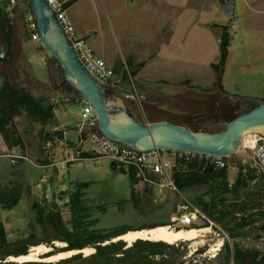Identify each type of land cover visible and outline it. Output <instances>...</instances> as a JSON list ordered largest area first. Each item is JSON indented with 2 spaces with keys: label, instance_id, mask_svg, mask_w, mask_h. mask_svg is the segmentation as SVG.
<instances>
[{
  "label": "rangeland",
  "instance_id": "rangeland-1",
  "mask_svg": "<svg viewBox=\"0 0 264 264\" xmlns=\"http://www.w3.org/2000/svg\"><path fill=\"white\" fill-rule=\"evenodd\" d=\"M92 1L99 9V14L93 16L92 13L84 19L86 23L95 25L94 31L99 33V39L94 47L112 67L117 60L126 62L130 55H138L140 60H146L167 42L162 48L161 56L147 66L143 76L148 79L133 77L132 81L125 83L121 75L115 76L119 80V87L126 84L131 93L132 101L126 103L139 105V109H143L142 113L145 112L148 118L158 117L151 114V103H148L157 94L170 98L166 101L160 100L159 105L165 108L177 106L190 116L197 114L194 106L182 101L178 95L186 93L189 98L192 96L198 100L208 95H203L197 89L191 90V86L201 90L216 87L217 78L212 64L218 62L220 57L219 41L223 26H228L231 34L222 79L227 94L217 91L215 95L220 98L229 95L264 100V0H235V16L232 18L225 16L220 0H161L162 3L152 0L147 5L141 0ZM41 47V41H26L22 62L30 66L34 73L48 80L46 59L50 54ZM184 78L190 80V86L179 85V81ZM157 79L170 83L157 84ZM147 94H150L149 99ZM70 109L68 120L73 124L77 121L79 109L73 105ZM17 121L18 130L25 140L29 154L37 152L39 155V127L24 117ZM188 123L190 127H197L196 132H208V124L204 122ZM258 133L260 132L254 131L246 134L245 140H251ZM93 149L92 143L87 140L84 150L88 152ZM6 151L7 147L0 136V188L7 184L15 186L22 197L12 210H3L0 207V221H4L10 228L18 227L23 235L37 233L40 236L43 231L36 224L32 204L41 198V191L35 187L36 183L42 176H49V173L29 161L18 167L13 166L7 158L1 156ZM29 157L31 158L30 155ZM31 161L38 163L34 157ZM230 161L252 165L253 152L241 145L239 151L230 157ZM57 167L52 168L54 171L51 170L50 177V184L55 185L56 188L52 189L56 192H60L62 187L65 190H74L82 182L90 184L84 190V201L90 208V219L96 221L94 229L157 224L172 216L177 200L174 194L158 190L154 198L136 207L132 199L133 186L129 174L119 168L113 170L109 161L96 163L86 160L81 164L67 165L62 172ZM237 175L238 171L235 169L229 170L230 181H234ZM205 191L206 188L201 187L184 193L193 198ZM62 210L64 220L68 221V208L62 206ZM202 224L199 225L198 222L197 226ZM201 235L204 236L200 238L197 246L203 248V252L207 254L213 245L215 234L210 230ZM185 243L188 248L193 246V242ZM57 246L64 245L57 243ZM84 254L86 255L85 252Z\"/></svg>",
  "mask_w": 264,
  "mask_h": 264
},
{
  "label": "trees",
  "instance_id": "trees-1",
  "mask_svg": "<svg viewBox=\"0 0 264 264\" xmlns=\"http://www.w3.org/2000/svg\"><path fill=\"white\" fill-rule=\"evenodd\" d=\"M74 1L72 0L69 4ZM12 7L8 0L0 2V55L3 53V57H0V68L7 62L6 58L11 53L14 40L15 8ZM27 7L30 9L29 4ZM23 25H26V35L32 36L35 30L26 20ZM230 40L229 27H222L220 57L218 62L212 64L217 78L216 87L211 90H201L191 86V89H197L203 95H215L217 91L227 94L222 79ZM54 61L62 73L61 66L57 60L54 59ZM133 67L129 59L126 62L117 60L113 70L115 75H121L123 82L129 83L137 75ZM0 78V135L9 148L23 149L24 139L18 130L17 119L24 117L31 122L45 126L55 118L57 104L46 98L36 97L26 88L17 86L6 73H0ZM182 85L190 86V82L185 81ZM171 115L172 118L169 121L173 123L191 121L189 120L190 114L172 113ZM190 128L197 131V127ZM53 135L61 138L63 133L49 134L44 141L52 139ZM83 156L86 158L89 154L85 152ZM226 160L240 169L234 182L229 181L228 169H219L205 162H199L190 164L188 171L175 174L178 188L183 192L196 187L206 188L205 193L189 198L204 215L221 225L223 229L227 230V223L232 222L233 219H240L236 220L239 227L252 225L256 222L255 219L264 221V175L257 173L250 165H246L248 169L244 173L241 170L242 163H234L230 161V158ZM119 170L124 171L120 168ZM129 176L131 178L130 174ZM89 187V183L82 182L78 183L74 190L60 192L53 190L54 195L51 200L36 199L32 204V209L35 213L36 224L43 231L40 236L37 233L23 235L18 227L10 228L4 221H0V264H176L177 258L188 251L189 248L185 241L169 244L163 241L138 239L128 246L123 240H115L129 231L138 230L133 226L94 229L96 221L90 219V208L84 201V190ZM21 197L20 190L15 186L7 184L1 187V209L12 210L19 204ZM152 197L151 192L139 197L132 191V199L136 207L150 201ZM62 206L69 210L70 219L68 221L64 220ZM170 224L169 219L154 224L150 228ZM209 226V223L205 221L202 226L193 225L186 229H202ZM262 230L264 232V225ZM57 243L64 246L59 247ZM40 245L52 249V252L41 255V258L55 255L58 252L77 251L79 253L54 262H15L10 259L28 255L33 247ZM86 248H92L94 252L85 255L82 251ZM196 253H203V248H199Z\"/></svg>",
  "mask_w": 264,
  "mask_h": 264
},
{
  "label": "crops",
  "instance_id": "crops-1",
  "mask_svg": "<svg viewBox=\"0 0 264 264\" xmlns=\"http://www.w3.org/2000/svg\"><path fill=\"white\" fill-rule=\"evenodd\" d=\"M4 1L6 0H0V2H4ZM60 1L64 3V8L67 17L71 21L75 33L78 36L87 39L90 42L91 46L93 47L95 53L98 56L103 57L96 51L94 47L98 43L99 33L94 31L95 25H92L90 22L86 23L84 19L85 17H88L92 13L93 16L99 14L98 12L99 9L97 8V6L93 4L92 0H75L70 4L69 2H71L72 0H60ZM151 1L152 0H141V2L144 5L150 4ZM156 1L162 3L161 0H156ZM131 2L132 1H130V3ZM12 8H15V12H14L15 29L13 34L14 40H13V45L11 47L12 49L11 53L6 58L7 60L6 64L0 68V73H6L17 86L26 88L34 96L40 98H46L51 102L57 104V107L55 108V118L51 122H49L45 126H41L33 122V124H36L40 129L39 134L41 135L39 137L38 146H40L39 152L41 155L40 154L37 155V152L29 154L27 147L25 146V140H24L23 149L19 147L16 148L20 149L27 156L30 155L31 158L34 157L35 160L38 161L39 165H42V162H44V165L49 164V162L56 163L57 164L56 166H58L57 168L59 169V171L62 172V170H64L66 167V166L63 167L62 163L71 156L72 148H74L82 139L80 137V133L78 130V125L80 123L79 122L80 110L79 113H77L76 116L77 121L75 123L71 124L69 122L70 120H68V115L71 112L70 109L71 105L79 109L77 105V98L72 92L60 86L61 81L63 80L62 73L58 70V66L51 55L48 56L46 59L47 60L46 63L49 71L48 80H45L38 74L34 73L30 68V66H26L22 62L24 57L26 41H37V40H33L30 35H26V30H25L26 25H23V23L25 24L26 17L31 10L27 7V5H21V4L17 6H13ZM113 28L114 30H116L114 25ZM221 32H222V27H221ZM93 33L95 34L94 36L91 35ZM164 44L165 45L160 47V50L158 52L152 53L149 57H147L146 60H140V57H138V55L129 56V62L132 63V65L134 66L133 71L136 72L137 74L135 77L141 78L143 80L148 79L147 77L143 76L145 75L146 68L148 65H150L153 61H156V59L161 56L162 48L166 46L167 42ZM41 49L43 50L44 48L41 47ZM109 66L112 67L111 65ZM185 81H190V80L188 79L186 80L185 78L181 79L179 81L180 82L179 85L183 84ZM0 82H1V78H0ZM155 82H165L164 84L170 83V81H166L164 79L161 80L157 79ZM118 84H119V80L115 79L113 85H108V86L119 87ZM146 97L147 99H149L150 94H147ZM150 100L148 102L149 104L151 103V105L157 106L154 99H152L151 101ZM126 105L133 109L132 111L136 117H138L141 120H146L148 122H155L159 120L169 121V119L172 118L171 117L172 113H179V114L186 113L184 110H181L177 106L165 108L164 106L158 105L157 108L159 109V111L163 112L164 116L162 115L161 117L159 116L156 118H152V117L148 118L146 114L144 115L142 113L143 109L142 110L139 109L138 107L139 105L136 104L132 106L129 103H126ZM180 124H186V123L180 122ZM54 132L63 133L61 139L63 140V142L67 144V147L61 145H52V144L50 145L48 143L46 145L47 140L44 141V138H46L47 135L52 134ZM6 147L7 149L9 148L7 145ZM47 161L49 162L47 163ZM21 163H23V161L14 166L18 167L21 165ZM69 166H73V165H69ZM44 169L47 170V172L49 173V177H51V170L52 171L54 170L51 167ZM228 178H229V174H228ZM230 182H234V181H230ZM51 186L53 188H56L55 185L53 184ZM196 188H201V187H196ZM60 190L63 191L65 190V188L62 187ZM155 193L152 194L153 195L152 198H154ZM199 195L200 194H198V196ZM153 201L156 200L153 199ZM176 204H177V200H176ZM169 219L170 217L167 218V220ZM236 220H240V219H233L232 222L227 223V230L221 227L225 231V234L227 235L224 238L221 237L222 235L218 236L214 227L209 226L207 228H204L214 231L215 238L212 240H213V245H216L215 252L208 251L205 257H203L201 254H203L204 252L201 254L196 253V251L199 249L197 246L199 245V243L196 242L193 243V246H190V248L185 253V255L179 256L177 258L176 264H264V232L262 230L264 221L260 219H255L256 222L253 223L252 225H249L247 227H239ZM201 236L203 237L204 235ZM213 253L215 255L211 256V254Z\"/></svg>",
  "mask_w": 264,
  "mask_h": 264
},
{
  "label": "water",
  "instance_id": "water-1",
  "mask_svg": "<svg viewBox=\"0 0 264 264\" xmlns=\"http://www.w3.org/2000/svg\"><path fill=\"white\" fill-rule=\"evenodd\" d=\"M219 2L226 17L235 16V0ZM29 5L35 15L36 31L43 47L61 66L62 86L66 85L77 99L91 104L100 118L95 132L104 139L138 151H186L226 160L239 151L246 134L264 130V100L251 98H239L242 103H253V106L230 119L221 131L196 132L186 124L167 120L148 122L137 118L123 98L111 86L99 82L79 60L69 35L48 1L29 0ZM111 168L117 170V164L111 163ZM151 229L155 228L129 232ZM50 252L51 248L46 253ZM69 252H58L41 259Z\"/></svg>",
  "mask_w": 264,
  "mask_h": 264
},
{
  "label": "built area",
  "instance_id": "built-area-1",
  "mask_svg": "<svg viewBox=\"0 0 264 264\" xmlns=\"http://www.w3.org/2000/svg\"><path fill=\"white\" fill-rule=\"evenodd\" d=\"M51 8L56 12L59 21L69 35L73 47L77 53L79 60L83 63L88 71L102 84L113 85L115 80V72L108 65L106 59L98 56L90 42L78 36L73 25L67 17L64 3L60 0H47ZM9 4L28 5L29 0H8ZM26 21L30 27L35 30L32 39L40 41V36L36 31L35 15L30 11L26 17ZM3 57V54L0 55ZM77 105L80 110V123L78 130L82 138L79 143L72 148L71 156L65 160L62 165L81 164L83 161L92 160L96 163L101 161H109L116 163L117 167L129 173L132 177L133 192L136 196L142 197L147 193H155L158 190H164L169 194H174L177 198V204L173 210L169 225L174 230L186 229L193 225L202 224L200 222L207 221L210 227H214L218 236L226 237L225 231L221 226L211 221L201 210L191 201V199L178 188L175 181L177 172H185L189 170L190 164L205 162L209 166H215L219 169H235L240 171L236 165H232L227 160L212 157L210 155L186 152V151H166L154 149L150 151H138L122 144H115L102 136L96 134L95 130L99 128L100 118L91 104L83 99H77ZM145 115V112L143 113ZM90 141L94 147L91 151L84 150V142ZM61 145L67 147L63 140L53 135V138L46 142V145ZM244 147H248L253 152L254 162L250 165L257 173L264 175V133H258L251 140L242 141ZM88 153L89 157H84V153ZM2 157L7 158L14 166L20 162L29 161L35 166L42 168H53L57 164L49 162L47 165H39L32 162L31 158L16 147L8 148ZM247 166L243 164L242 171L247 172ZM41 191V198L45 201L51 200L53 189L50 184V177L44 175L35 185ZM205 257V253L201 254ZM215 254H211L214 256ZM201 256V257H202Z\"/></svg>",
  "mask_w": 264,
  "mask_h": 264
},
{
  "label": "flooded vegetation",
  "instance_id": "flooded-vegetation-1",
  "mask_svg": "<svg viewBox=\"0 0 264 264\" xmlns=\"http://www.w3.org/2000/svg\"><path fill=\"white\" fill-rule=\"evenodd\" d=\"M228 1V0H227ZM63 80L61 81L62 86ZM64 88H68L66 85L62 86ZM117 94H119L124 102L132 101V96L130 91L128 90L126 84L123 87H113L111 86ZM178 97L185 103L192 104L194 106V110L197 112V114L191 116L189 120H191L194 123L197 122H204L208 124V131L216 130L221 131L225 127L226 123L232 119L233 117L237 116L238 114L244 113L248 111L252 106L253 103H242L239 98L232 97V96H226L225 98H220L217 95H208L205 98L195 100L192 98H189V96H186L185 94H179ZM169 100L170 98H167L164 95L157 94L154 97V100L157 105H159L160 100ZM132 109V108H131ZM133 110V109H132ZM150 112L151 114L157 115L158 117L164 116L163 112L159 111V109L153 105L150 104ZM138 118V117H137ZM189 127V123H186ZM210 126V127H209ZM154 224H146L137 226L135 228L137 229H147L153 226Z\"/></svg>",
  "mask_w": 264,
  "mask_h": 264
},
{
  "label": "bare ground",
  "instance_id": "bare-ground-1",
  "mask_svg": "<svg viewBox=\"0 0 264 264\" xmlns=\"http://www.w3.org/2000/svg\"><path fill=\"white\" fill-rule=\"evenodd\" d=\"M262 132H264V130ZM203 232H210V230L204 229V228L203 229L193 228V229L174 230L170 226H159L151 230L129 232L123 236L116 238L115 240H123L127 243L128 246L132 245L133 242H135L138 239L163 241L169 244H176L177 242H180V241L196 243L202 237L201 234ZM47 251H49V248L47 246L40 245L37 247H33L31 252L28 253V255L20 256L18 258L12 257L10 259L16 260L18 262H27V261L52 262V261L60 260L62 258H67L76 253V252H69V253L59 254L57 256H53L47 259H41V254ZM209 251L215 252L216 245H213ZM82 252H85L86 255H89L90 253L94 252V249L86 248Z\"/></svg>",
  "mask_w": 264,
  "mask_h": 264
}]
</instances>
